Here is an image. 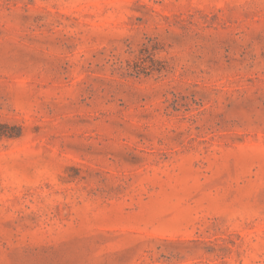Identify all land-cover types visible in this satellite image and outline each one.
Wrapping results in <instances>:
<instances>
[{"label":"rangeland","instance_id":"obj_1","mask_svg":"<svg viewBox=\"0 0 264 264\" xmlns=\"http://www.w3.org/2000/svg\"><path fill=\"white\" fill-rule=\"evenodd\" d=\"M0 264H264V0H0Z\"/></svg>","mask_w":264,"mask_h":264}]
</instances>
